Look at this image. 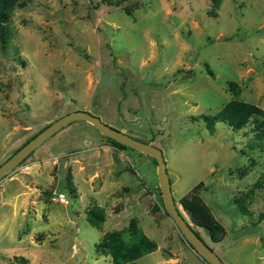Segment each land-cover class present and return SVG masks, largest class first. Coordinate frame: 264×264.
<instances>
[{
  "label": "rangeland",
  "instance_id": "374dc122",
  "mask_svg": "<svg viewBox=\"0 0 264 264\" xmlns=\"http://www.w3.org/2000/svg\"><path fill=\"white\" fill-rule=\"evenodd\" d=\"M18 1L0 45V163L85 110L160 148L178 211L224 264H264V138L250 121L209 129L203 117L234 97L264 110V0ZM156 187L150 155L72 120L0 177V264H112L98 243L131 218L156 244L136 264H182L183 236ZM182 195L220 224L214 239ZM96 205L99 226L86 216Z\"/></svg>",
  "mask_w": 264,
  "mask_h": 264
},
{
  "label": "trees",
  "instance_id": "16d2710c",
  "mask_svg": "<svg viewBox=\"0 0 264 264\" xmlns=\"http://www.w3.org/2000/svg\"><path fill=\"white\" fill-rule=\"evenodd\" d=\"M120 1L121 0H114L113 3L117 4ZM15 4H19V1L0 0V45H4L9 37V27L6 24V20L11 8ZM205 70L208 75L212 76V71L206 64ZM226 82L228 90L231 91L232 95H237L239 87L236 81L228 79ZM203 117L205 125L209 129L212 128V122L214 120H221L234 129H239L250 121L253 124L252 128L254 130V135L257 138H264V110L253 103L234 97L225 102L214 113L203 114ZM107 138L115 148L122 149L126 147L109 137ZM152 160L155 163L154 158H152ZM156 188L158 189V187ZM46 194H49V191L46 192ZM233 201L236 202L237 208L242 210L243 206L241 198L236 197ZM178 202L188 213L192 224L206 228L209 232L210 239H214L216 231L220 229L221 226L213 220L204 205L198 203L195 198L185 195L179 197ZM86 216L91 224L95 226H99L104 218L102 208L97 205L87 209ZM98 245L102 252L109 254L112 264H136V258L156 248L155 242L136 225L133 218L129 220L128 225L123 232L113 230L104 233L103 238Z\"/></svg>",
  "mask_w": 264,
  "mask_h": 264
},
{
  "label": "water",
  "instance_id": "95a60500",
  "mask_svg": "<svg viewBox=\"0 0 264 264\" xmlns=\"http://www.w3.org/2000/svg\"><path fill=\"white\" fill-rule=\"evenodd\" d=\"M75 119L85 120L94 125L103 135L125 146L146 153L154 158L157 185L164 212L173 221L184 239L182 246L185 251V260L182 264H224L178 211L172 196L170 181L167 176L164 159L160 148L149 142L139 140L104 123L98 116L93 115L85 110L76 109L67 112L41 128L0 163V177L9 171L21 159H23L29 152L36 148L43 140H45L63 125ZM205 230L208 232L207 229Z\"/></svg>",
  "mask_w": 264,
  "mask_h": 264
},
{
  "label": "built area",
  "instance_id": "2783aa9c",
  "mask_svg": "<svg viewBox=\"0 0 264 264\" xmlns=\"http://www.w3.org/2000/svg\"><path fill=\"white\" fill-rule=\"evenodd\" d=\"M48 197L52 201L62 203V204H66L68 202L66 193L62 190L52 189L49 191Z\"/></svg>",
  "mask_w": 264,
  "mask_h": 264
}]
</instances>
